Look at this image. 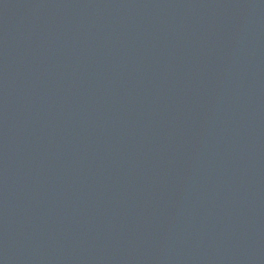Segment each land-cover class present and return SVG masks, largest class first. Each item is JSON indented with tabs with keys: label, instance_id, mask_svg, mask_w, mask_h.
I'll return each mask as SVG.
<instances>
[{
	"label": "water",
	"instance_id": "1",
	"mask_svg": "<svg viewBox=\"0 0 264 264\" xmlns=\"http://www.w3.org/2000/svg\"><path fill=\"white\" fill-rule=\"evenodd\" d=\"M0 264H264V0H0Z\"/></svg>",
	"mask_w": 264,
	"mask_h": 264
}]
</instances>
